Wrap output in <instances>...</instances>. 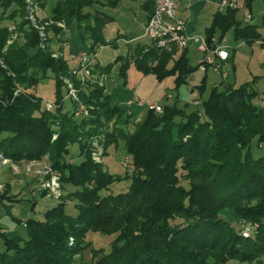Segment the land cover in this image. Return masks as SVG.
Masks as SVG:
<instances>
[{"label": "trees", "instance_id": "obj_1", "mask_svg": "<svg viewBox=\"0 0 264 264\" xmlns=\"http://www.w3.org/2000/svg\"><path fill=\"white\" fill-rule=\"evenodd\" d=\"M55 1L51 16L67 26L94 18L86 25L89 51L112 44L103 36L109 18L86 10L98 0ZM253 1L244 0L248 8ZM11 5L16 8L7 14ZM153 5L154 0H146L142 6L150 15ZM0 7V22L24 15L22 0H0ZM237 10L218 9L206 31L210 48L215 46L213 33L229 27H234L235 39L264 47L258 25L252 19L236 22ZM7 36V27L0 26V50ZM26 37H30L26 43H14L1 54L5 67L0 66V152L12 160L47 155L52 168L63 173L62 181L72 187L76 214H66L61 202L46 210L43 220L24 222L26 237L9 236L0 228L4 244L0 264H72L74 255L86 246L89 232L113 237L110 248L107 252L92 248L91 260L78 264H226L229 260L264 264V155L256 156L252 147L264 145V106L258 103L264 91L256 87V78L239 85L224 81L213 85L200 108L191 112L187 105L175 103L159 104L160 112L146 108L130 131L123 128L130 106L111 105L112 95L95 83L79 92L92 107L87 117L75 116L68 106L42 108L43 99L33 89L39 79L52 78L55 99L50 102L59 103L60 76L69 63L64 56L52 57L50 50L40 48L35 31ZM127 45L126 53L113 62H94L95 70L106 74L119 63L118 75L125 86L127 69L133 64L159 81L174 75L177 88L199 66H191L187 48L162 51L150 40ZM17 85L22 92L13 96ZM99 133L105 136L104 152L110 145L123 144L134 167L131 174L125 172L122 178L91 160L89 140ZM73 144L81 157L77 163L64 159ZM123 179L130 181L127 188L111 193L112 185ZM253 200L258 202L251 204ZM240 219L258 223L253 237H243L240 228L232 225Z\"/></svg>", "mask_w": 264, "mask_h": 264}, {"label": "rangeland", "instance_id": "obj_2", "mask_svg": "<svg viewBox=\"0 0 264 264\" xmlns=\"http://www.w3.org/2000/svg\"><path fill=\"white\" fill-rule=\"evenodd\" d=\"M22 1L24 2V15L21 16V19L17 17L15 21L9 18L0 22V26L7 27L8 32L4 46L0 50V66L5 67L1 54L6 53L7 49L14 43L17 46L26 43L27 39L30 38H27L26 35L30 34L32 30L39 37L40 48L50 50L52 57L64 56L69 67L67 72L60 76L63 84L62 100L59 103L50 102L55 99V82L52 78L39 79L36 88L33 89L43 99L41 101L42 108L46 110L68 106L75 116L87 117L92 107L80 99L79 92L80 88L86 87L88 83H95L100 87H106L105 92L112 95L111 105L125 108L128 97L131 99L134 94L138 98V101L130 106L127 115L129 117H126L128 122L123 127L132 131L134 123L139 121L142 114L147 110L146 105L148 103L157 101L160 105H173L174 103L178 107L187 105L186 111L191 112L200 108L201 102L207 97L212 86L222 81L220 72L213 71L212 68H208L205 72L196 69L188 78L187 83L179 85L177 88H174V75L164 77L159 81L153 74H147L137 88L127 90L126 86L122 85V79L118 75L119 63L115 64L106 74L95 70L94 62H98L100 65L113 62L116 56L126 53L127 44L149 42L147 37H140L129 42L130 38L140 36L144 31L142 24L137 21L138 16L142 13L138 7V0H98L94 3V7L86 9L92 13L94 9L99 10L105 17L111 19L109 22L105 19L106 24L107 22L108 24L103 27V36L112 44L100 46L94 51H89L91 41L88 37L89 30L86 29L88 23H94L93 17L83 20L80 26L75 21L67 26L64 20L53 19L51 16L50 7L55 4V0ZM204 1L180 0L177 15L185 21L189 34H198L206 38V31L211 26L218 9L217 3L216 5L211 4L212 0ZM232 1L238 6V10L235 12V21L244 23L246 14L250 12L252 15L251 22L257 24L259 32L264 35V0H254L250 8L246 6L244 0ZM15 8L13 5L9 6L7 14ZM2 10L0 7V13ZM88 14L90 15V13ZM53 27L59 31L55 32ZM119 33H124L126 36H118ZM213 43L215 46L226 48L229 52L230 59L227 65L220 69L228 72V76L224 80L225 83L239 85L256 78V87L260 92L264 91V47L260 46L258 42L248 43L242 38L235 39L234 27H229L225 31L216 30L213 33ZM84 55L87 56L88 61L83 59ZM203 56L204 54L198 49L197 43L191 42L188 45L187 57L192 67L201 63ZM77 84H79L78 87ZM200 84H202L201 87ZM22 89L21 86L17 85L13 96L22 92ZM195 99H198L199 105L193 103ZM141 111L142 114H140ZM124 118L123 116L121 124L125 120ZM55 137L56 134H53L52 140ZM104 138V133H99L90 138L88 148L91 160L101 165L109 173L121 175L122 178L127 172L131 174L134 167L125 156L123 144L118 142L115 146L110 145L104 152ZM252 147L256 156L264 155V145L257 148L256 144L253 143ZM69 150L68 154L65 155V161L79 162L81 157L78 155L77 144L70 145ZM62 176V172L52 168L47 155L34 159L12 160L0 152L1 230L9 236L26 237L24 222L30 219L43 220L45 211L61 202L65 204L64 212L74 216L76 214L74 207L76 200L71 194V185L64 183ZM129 182V180H119L112 185L110 192L124 191ZM257 202L253 200L251 204ZM243 223L251 224V237H253L257 232L258 223L245 219L232 221V225L236 228H240ZM112 238L98 232L87 233L84 243L86 246L74 255L72 264H78L81 261L89 262L92 256V248L97 250L102 248L107 252ZM68 240L69 245H71L73 238L69 237ZM3 250L4 244L0 238V251ZM98 256L96 255V257ZM226 264H255V261L245 263L229 260Z\"/></svg>", "mask_w": 264, "mask_h": 264}, {"label": "built area", "instance_id": "obj_3", "mask_svg": "<svg viewBox=\"0 0 264 264\" xmlns=\"http://www.w3.org/2000/svg\"><path fill=\"white\" fill-rule=\"evenodd\" d=\"M178 1L154 0L153 10L145 24L143 36L152 41L156 48L167 52L185 49L190 42L197 43L198 49L204 54L198 69L205 72L208 68H212L213 71L220 72L222 81H224L228 76V72L221 71L220 69L228 63V50L218 46L210 48L206 38L198 34H188L186 32L185 21L177 15ZM217 7L219 10H223L226 7L238 8L237 4L232 0H218ZM251 19V14L247 13L245 22H249ZM83 59L88 61L86 55H84ZM217 85L219 84H215V86ZM137 101L138 98L133 94V98L127 102V105L131 106ZM193 103L196 104L197 101ZM258 103L260 106H264V98H261ZM146 108L155 112L161 111V106L157 101L148 103ZM251 233V224L243 223L240 227V234L247 238L251 237Z\"/></svg>", "mask_w": 264, "mask_h": 264}, {"label": "crops", "instance_id": "obj_4", "mask_svg": "<svg viewBox=\"0 0 264 264\" xmlns=\"http://www.w3.org/2000/svg\"><path fill=\"white\" fill-rule=\"evenodd\" d=\"M146 0H138L137 2H138V7H139V9L142 11V13L138 16V18H137V21L139 22V23H141L142 24V27H143V29H144V27H145V24H146V22H147V20H148V18H149V12L148 11H146L144 8H143V3L145 2ZM180 1V0H179ZM179 1H178V3H179ZM190 2H194L195 0H189ZM204 1V0H203ZM205 3H206V1H204ZM178 3H177V7H178ZM216 3H217V0H212V2H211V4H213V5H216ZM93 7H94V5H93ZM93 11H95V9L93 10ZM96 11H98V12H100L99 10H96ZM177 14H178V12H177ZM109 18V21L111 20L110 19V17H108ZM181 18V17H180ZM108 21V22H109ZM108 22H107V24H108ZM106 24V25H107ZM105 25V26H106ZM144 32V31H143ZM143 32H142V34L140 35V36H136V37H132V39L130 38L129 40H130V42L131 41H133V40H135V39H137V38H140V37H145V36H143ZM186 32L189 34V31H187V29H186ZM118 36H126L124 33L122 34V33H119V35ZM134 38V39H133ZM148 39V38H147ZM149 40V39H148ZM191 43V42H190ZM189 43V44H190ZM188 44V45H189ZM187 48H188V46H187ZM145 75H143L140 71H138L135 67H134V65L132 64V65H130V67L128 68V70H127V83H126V88H127V90H134L135 88H137L138 87V84L141 82V80H143V77H144ZM169 96V95H168ZM130 99H129V97H128V99L126 100V104H127V102L129 101ZM140 114H142V111L140 112Z\"/></svg>", "mask_w": 264, "mask_h": 264}]
</instances>
